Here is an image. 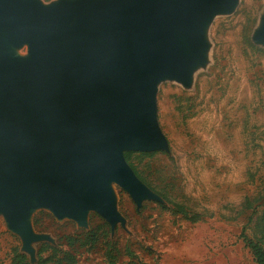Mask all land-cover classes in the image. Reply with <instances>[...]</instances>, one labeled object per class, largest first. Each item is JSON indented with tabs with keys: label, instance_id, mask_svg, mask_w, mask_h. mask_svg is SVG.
I'll return each instance as SVG.
<instances>
[{
	"label": "water",
	"instance_id": "water-1",
	"mask_svg": "<svg viewBox=\"0 0 264 264\" xmlns=\"http://www.w3.org/2000/svg\"><path fill=\"white\" fill-rule=\"evenodd\" d=\"M237 1L0 0V29L28 51L19 59L0 45V211L25 249L37 206L83 225L95 210L114 226V182L137 205L159 196L124 152L168 148L157 83H188L205 60L208 19Z\"/></svg>",
	"mask_w": 264,
	"mask_h": 264
},
{
	"label": "rangeland",
	"instance_id": "rangeland-1",
	"mask_svg": "<svg viewBox=\"0 0 264 264\" xmlns=\"http://www.w3.org/2000/svg\"><path fill=\"white\" fill-rule=\"evenodd\" d=\"M263 16L264 0L215 13L204 28L205 60L188 83L158 81L156 118L168 148L135 151L133 162L159 196L137 205L114 182L123 219L114 226L95 210L83 225L37 206L29 249L0 211V264H12L16 249L31 264H111L109 256L114 264H257L242 232L264 244V40L256 37ZM16 50L19 59L28 56L27 45Z\"/></svg>",
	"mask_w": 264,
	"mask_h": 264
},
{
	"label": "trees",
	"instance_id": "trees-1",
	"mask_svg": "<svg viewBox=\"0 0 264 264\" xmlns=\"http://www.w3.org/2000/svg\"><path fill=\"white\" fill-rule=\"evenodd\" d=\"M151 154L152 153L145 152V155H151ZM134 155H135V151H125L124 152L125 159L129 163V165L133 168L134 172L137 174V176L144 179L138 173V171L136 169V165L133 162ZM173 205L175 207L174 208L175 211L183 213L186 216H189L191 220L196 221L199 218V214L190 213V211L183 204L174 203ZM262 219L264 220V214L262 216ZM242 236L246 242V245L251 250V253L253 255L255 262L257 264H264V244L262 242H260L259 240H253V239L248 238L244 234V229L242 232ZM48 247H49V245H48ZM41 251H42V249H41ZM109 258H110L111 264H114V260H113L112 256H109ZM65 259H67L71 263L75 262V258L71 255H68V254L66 255ZM49 260H50V258H44V259L40 260V262L38 264H47L49 262ZM12 264H31V263L28 261L27 256L25 254L20 253L16 249L14 252L13 258H12Z\"/></svg>",
	"mask_w": 264,
	"mask_h": 264
},
{
	"label": "bare ground",
	"instance_id": "bare-ground-1",
	"mask_svg": "<svg viewBox=\"0 0 264 264\" xmlns=\"http://www.w3.org/2000/svg\"><path fill=\"white\" fill-rule=\"evenodd\" d=\"M7 33V27L4 25V27L0 29V45L2 49L8 53L12 51L17 52V48L11 46Z\"/></svg>",
	"mask_w": 264,
	"mask_h": 264
}]
</instances>
